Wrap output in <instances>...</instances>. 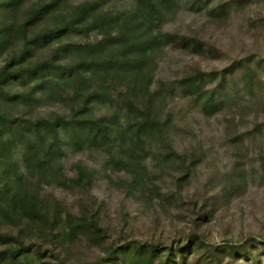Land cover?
<instances>
[{
    "label": "rangeland",
    "instance_id": "1",
    "mask_svg": "<svg viewBox=\"0 0 264 264\" xmlns=\"http://www.w3.org/2000/svg\"><path fill=\"white\" fill-rule=\"evenodd\" d=\"M43 1L24 0L15 17L10 12L0 15V20L5 16L14 23L16 32L13 42L0 49V72L21 48L18 25L24 12ZM93 1L113 13L131 10L136 2L65 0L48 20L31 25L28 35L58 24L61 13H70L80 3ZM169 3L157 23L170 42L153 56V96L137 89L138 102L166 123L171 147L155 139L137 150L126 170L88 143L77 147L70 139L62 144L59 174L51 170L52 162L44 176L22 180L25 193L41 200L38 217L0 218V233L17 238L0 241V251L19 248L18 259L7 253L11 258L1 264H147L129 261L140 251L153 264H264V0ZM69 36L40 42L24 62L61 65L73 51L56 55L57 45L100 38L96 33ZM71 45L67 49L75 50ZM198 72L204 74L202 81L180 86L182 78ZM30 86L25 76L6 79L2 89L8 95L0 92L3 121L26 125V120L69 114L70 88L52 89L51 102L47 93L12 100ZM124 86L111 87V96ZM189 92H203L202 103L212 95L214 104L202 107ZM89 106L95 118L115 117L120 122L134 116L121 101ZM8 129L13 142L6 159L27 175L22 137L13 126ZM168 150L175 151L169 159ZM79 165L91 172L89 183L73 181Z\"/></svg>",
    "mask_w": 264,
    "mask_h": 264
},
{
    "label": "trees",
    "instance_id": "2",
    "mask_svg": "<svg viewBox=\"0 0 264 264\" xmlns=\"http://www.w3.org/2000/svg\"><path fill=\"white\" fill-rule=\"evenodd\" d=\"M64 1H43L24 12L18 25L21 33L17 39L21 48L14 51L0 72V92L3 94L8 95L2 89L6 79L12 81L25 76L31 85L28 89L12 95V100H16V97L24 100L36 99L37 93H47L45 98L51 102V91L55 87L70 88L72 92L67 107L69 114H58L52 119L26 120V125H18L14 119L7 118L5 122L0 118V218L14 216L19 221L23 217L30 220L38 217L43 210L41 200L36 194L31 196L28 192L25 193L27 189L22 180L25 176L39 179L38 177L44 176L45 172L51 169L52 162L54 168L51 170L59 174V159L63 154L61 147L64 143L69 144L70 139H73L77 147L88 143L108 153L114 164L118 163L119 168L126 170L137 150L145 149L155 139H164V147H171L166 123H161L151 113L150 106L144 108L138 102L140 91L137 89L140 86L141 90L153 96L149 89L153 56L163 45L170 42L169 35L161 33L157 23L164 16L170 0H136L133 9L115 13L102 10L99 2H83L70 13H61L58 24L49 26L38 34L28 35L31 25L52 16V12L57 11L58 5ZM23 2L24 0H0V15L10 12L15 17V12ZM91 33H96L100 38L94 42L69 44L74 46L75 50H68L67 44L56 46V55L73 51L63 57L68 61L61 65L53 64L52 61L24 62L40 42L43 44L49 42L52 37L58 39L64 35L88 37ZM14 35V23L4 16V19L0 20V49L3 44L12 43ZM3 47L6 49L7 46ZM203 79L204 74L198 72V76L182 78L180 86L196 85V82ZM115 84L126 86L114 98L110 89L115 87ZM189 93L194 96V92ZM202 96L203 92L194 96L202 107L214 104L212 95L206 96L204 103L200 101ZM95 101L112 106L121 101L123 109L134 116L120 122L115 117L114 120L105 116L92 117L89 104ZM12 126L22 137L27 175L17 170L15 164L6 159V150L13 142L9 134L11 130L8 129ZM174 152L168 150L165 154L167 159ZM115 154H118V157H115ZM91 179V172L80 165L77 166L74 182L86 184ZM27 181L29 180H26V186ZM13 240L17 238L0 233V241ZM18 250L19 248L9 247L0 251V264L11 258L6 256L7 253L18 259ZM129 261L153 264V260L141 251L132 254Z\"/></svg>",
    "mask_w": 264,
    "mask_h": 264
}]
</instances>
